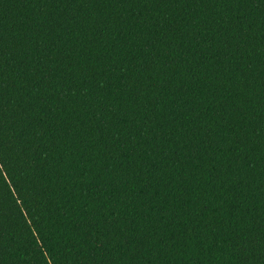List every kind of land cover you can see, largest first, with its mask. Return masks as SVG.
<instances>
[{"label": "trees", "instance_id": "1", "mask_svg": "<svg viewBox=\"0 0 264 264\" xmlns=\"http://www.w3.org/2000/svg\"><path fill=\"white\" fill-rule=\"evenodd\" d=\"M0 264H264V0H0Z\"/></svg>", "mask_w": 264, "mask_h": 264}, {"label": "snow or ice", "instance_id": "2", "mask_svg": "<svg viewBox=\"0 0 264 264\" xmlns=\"http://www.w3.org/2000/svg\"><path fill=\"white\" fill-rule=\"evenodd\" d=\"M7 165V162L4 160L2 156H0V168H3Z\"/></svg>", "mask_w": 264, "mask_h": 264}]
</instances>
